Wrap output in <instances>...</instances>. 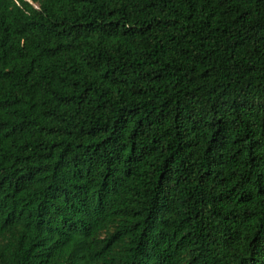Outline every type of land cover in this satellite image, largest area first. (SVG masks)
<instances>
[{"label":"trees","instance_id":"trees-1","mask_svg":"<svg viewBox=\"0 0 264 264\" xmlns=\"http://www.w3.org/2000/svg\"><path fill=\"white\" fill-rule=\"evenodd\" d=\"M0 264H264V0H0Z\"/></svg>","mask_w":264,"mask_h":264}]
</instances>
